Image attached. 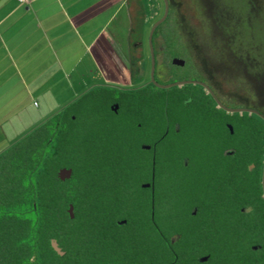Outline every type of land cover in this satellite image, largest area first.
<instances>
[{
    "label": "trees",
    "instance_id": "obj_1",
    "mask_svg": "<svg viewBox=\"0 0 264 264\" xmlns=\"http://www.w3.org/2000/svg\"><path fill=\"white\" fill-rule=\"evenodd\" d=\"M169 7L156 32L167 33L161 36L170 56L185 59V78L216 81L240 96L264 80L261 47L252 42L253 19L262 16L264 0H169ZM142 14L133 9L134 79L142 78L145 58ZM160 100L172 109L170 97ZM88 106L102 109L99 88L0 152V264H264V142L258 128L253 131V120L250 129L233 122L232 133L215 123V115L193 109L194 114H171L183 127L174 136L163 135V116L157 114L156 132L171 146L156 151L154 198L137 196L131 205L128 184L116 187L104 171L107 159L120 163L125 152L101 148L99 121L88 122L84 114ZM183 140L187 148L177 146ZM181 150L199 160L201 174L210 175L214 185L194 194L196 214L189 204L185 212L177 207L180 190L163 188L172 167L167 162L178 159ZM141 159L132 160L139 165ZM65 167L72 174L62 178ZM121 217L128 222L118 224Z\"/></svg>",
    "mask_w": 264,
    "mask_h": 264
},
{
    "label": "crops",
    "instance_id": "obj_2",
    "mask_svg": "<svg viewBox=\"0 0 264 264\" xmlns=\"http://www.w3.org/2000/svg\"><path fill=\"white\" fill-rule=\"evenodd\" d=\"M131 0H0V152L87 91L134 80Z\"/></svg>",
    "mask_w": 264,
    "mask_h": 264
},
{
    "label": "flooded vegetation",
    "instance_id": "obj_3",
    "mask_svg": "<svg viewBox=\"0 0 264 264\" xmlns=\"http://www.w3.org/2000/svg\"><path fill=\"white\" fill-rule=\"evenodd\" d=\"M145 32L146 28L140 43L144 52L146 46L148 47L149 77L145 76L147 69V58L145 55L144 61H142V72L139 74L142 78L134 79L124 84L106 83L93 88H99L102 109L92 110L88 106L84 114L87 115L86 118L88 121L92 117L98 119V128L102 140L100 146L104 151L123 150L125 152L126 160L120 163L107 159L104 171L109 178L106 177V179L108 178L118 183L116 187L121 182L127 183V192H125L127 196H146L153 199L158 180L155 168L156 151L171 146L170 143L161 142L162 135L156 132V124L158 123V119L156 118L157 114L163 116V118L160 116L165 126L163 135H171V133L174 135L183 129L178 121L171 120V114H194V109L197 114L215 115V123L219 124L223 129L229 128L232 133L234 132L233 122L247 124L250 129V122L253 120V131L256 132L258 128L259 135H262L264 142V118L260 115L264 114V80L260 78L259 86L251 83L247 89V94L240 96L239 94H235L233 89L226 91L220 88L216 81H204L193 77L185 78V71L187 70L185 68L186 61L184 64L174 63L173 59L179 56H170L171 47L166 39L161 36L167 33L156 32L155 30L152 37V44L156 61L154 77L157 82L165 84L188 79L201 80L212 88L217 97L226 106L245 107L248 110H227L218 103L207 87L200 83L188 82L175 84L170 87H161L151 77L152 56L149 40L150 30L147 36H145ZM163 76L166 77L165 81H162L164 80L162 79ZM171 77L174 79L169 80ZM186 95L188 96L186 97ZM92 96L94 95H89V100H91ZM162 97L164 99L170 97L173 100L174 105H172L171 110H168L167 106H161L162 104L160 102L162 100L160 99ZM241 97L244 99L241 100ZM156 98H159L157 102ZM180 100H182V103ZM258 117L259 120H257ZM182 142L177 144V146L182 145L187 148L189 144L186 143V140ZM107 156L108 154L105 153V158ZM136 157L142 158L137 161L139 165L133 163L132 159ZM195 161L197 160L192 159L190 154L182 151L179 154V158L175 159L173 163L167 162L172 167L169 169V174L166 173L164 176V182L167 183H164L163 188L166 186V190H170L171 188L182 190L186 184L188 185V183L193 182L197 188L194 191L195 193L203 191V189L208 190L210 187L213 188L214 185H211L210 182L208 183L210 175L201 174V163L198 160V165H196L197 162ZM169 181L173 183V186ZM188 204L192 207L191 211L196 214L199 209L198 201L190 200ZM127 222L128 219L126 217L117 219V223L120 225L126 224Z\"/></svg>",
    "mask_w": 264,
    "mask_h": 264
},
{
    "label": "rangeland",
    "instance_id": "obj_4",
    "mask_svg": "<svg viewBox=\"0 0 264 264\" xmlns=\"http://www.w3.org/2000/svg\"><path fill=\"white\" fill-rule=\"evenodd\" d=\"M132 9H135V13L139 12L140 14H142L145 19H146V24H145V28H146V32H145V36L148 35L149 30L151 29L153 23L164 14L165 11V3L164 0H131L130 1ZM150 20V21H149ZM253 34H254V39H253V43H256L259 47H261V59L264 61V11L262 16H258L256 18L253 19ZM145 55L147 58V63H146V71H145V76L149 77V51H148V47L146 46L145 49ZM144 61V60H143ZM122 73V81H119L117 83L120 84H124L127 81H125L126 77V70H123ZM130 73V71H129ZM88 121V120H87ZM89 122V121H88ZM88 126V124H87ZM190 145L192 146L191 142ZM192 181V180H190ZM170 182V181H169ZM193 182V181H192ZM167 183V182H165ZM171 183V182H170ZM188 183V180H187ZM179 188V187H178ZM166 189V186H165ZM182 189V188H181ZM179 194V198H177L176 204L177 207L180 206V210H182V212H185L183 210H185V205L187 206V204L190 202V200L192 199V197L195 194V190H197L194 182L193 183H188V185H185V188L180 190L177 189ZM180 190V191H179ZM137 198L136 197H130V204H136L138 203L139 199L135 200ZM136 202V203H135Z\"/></svg>",
    "mask_w": 264,
    "mask_h": 264
},
{
    "label": "water",
    "instance_id": "obj_5",
    "mask_svg": "<svg viewBox=\"0 0 264 264\" xmlns=\"http://www.w3.org/2000/svg\"><path fill=\"white\" fill-rule=\"evenodd\" d=\"M164 3H165V11H164V14L158 19L156 20L151 29H150V34H149V40H150V50H151V56H152V73H151V77L153 79V81L158 84L159 86L161 87H170L172 85H175V84H182V83H190V82H193V83H200L204 86L207 87V89L212 93V95L216 98V100L218 101V103L226 108L227 110H230V111H245V110H248V108H245V107H228L226 106L218 97L217 95L214 93V91L212 90V88L206 84L204 81H201V80H194V79H188V80H184V81H175V82H171V83H165V84H162V83H159L156 81L155 77H154V70H155V54H154V49H153V44H152V37H153V34L157 28V26L167 17L168 13H169V0H164ZM174 63H177V64H184L185 63V59L182 58V57H175L173 59ZM263 118H264V114H260ZM72 174V169L71 168H62L60 170V175L62 178H67V177H70ZM262 183H263V191H264V166H263V178H262ZM69 211L71 213V216H74V205L71 204L70 205V208H69ZM53 245L55 246V248L60 251V252H63L60 248V246L58 245L57 241H53Z\"/></svg>",
    "mask_w": 264,
    "mask_h": 264
}]
</instances>
